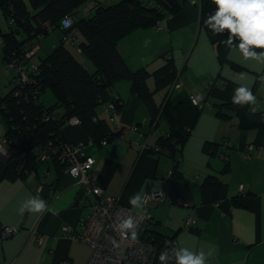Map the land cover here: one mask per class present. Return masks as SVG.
Instances as JSON below:
<instances>
[{
  "label": "crops",
  "instance_id": "obj_1",
  "mask_svg": "<svg viewBox=\"0 0 264 264\" xmlns=\"http://www.w3.org/2000/svg\"><path fill=\"white\" fill-rule=\"evenodd\" d=\"M179 1L182 7L176 14L162 18L154 26L132 31L118 40L117 49L128 68L145 67L150 73L164 63L163 53H172L178 75L167 96L175 105L178 123L190 130L182 151L175 157L150 151L149 147L158 135L166 132L167 125L160 121L154 131L149 125L148 110L132 94L129 80H120L113 87L122 101L118 113H110L104 107L98 110L116 134L112 141L98 146L80 125L67 123L60 128V137L67 143L80 145L81 152L94 159L92 172L97 184L105 195L118 198L123 207L144 212V208H133L129 203L135 194L143 197L160 192L168 197L170 202L166 204L147 202L151 216L149 230L175 240L179 248L203 251L206 264H264V147L253 145L255 129H240L233 114L226 119L215 114V104L233 101L238 87L253 86L255 73H260L261 81V72L250 67V63L245 64L250 60H245L238 48L229 51L228 59L245 67L252 76L236 72L227 63L221 65L215 46L198 29L195 3L193 8L190 1ZM24 2L28 6V1ZM89 9L80 8L76 17L89 15ZM81 40L77 31L71 43L66 44L76 58L82 55L78 48ZM40 44L35 47L39 60L44 57L40 55ZM31 58L32 63L39 62ZM80 62L90 66L85 57ZM12 76L2 70L0 46V95L9 91ZM147 83L152 88V77ZM41 94L39 100L45 106ZM197 94L202 98L201 108L192 104V97ZM161 98L162 92L155 95L158 103ZM2 119L5 125L0 127V137L6 131ZM208 142L219 144L215 153L204 151ZM4 167V158L0 156V226L18 231L0 239V264H86L90 248L72 240L63 230L67 227L75 232L80 219L87 214L86 206L78 200L80 188L72 176L65 170L58 176L53 163L42 160L24 178L9 181L2 179ZM207 175H214L226 184V198L230 202L227 211L217 203L202 202L200 186ZM54 187L53 195L47 197V190ZM34 197L46 201L52 211L21 214L23 202ZM235 197L236 202L230 201ZM177 198L180 203L175 201Z\"/></svg>",
  "mask_w": 264,
  "mask_h": 264
},
{
  "label": "trees",
  "instance_id": "obj_2",
  "mask_svg": "<svg viewBox=\"0 0 264 264\" xmlns=\"http://www.w3.org/2000/svg\"><path fill=\"white\" fill-rule=\"evenodd\" d=\"M86 2L91 3L89 11L92 14L76 17L78 10ZM195 5L199 14L198 29L205 32L210 43L215 46L219 63H227L238 71L246 69L228 59L229 51L237 47L229 48L223 43L228 37L227 31L214 34L205 24L207 17L215 12L216 5L212 0H197ZM28 6L24 0H0V12L8 27L0 29L3 64L9 60H21L26 51L54 29H61L62 37L49 53L40 58L36 68L29 72L27 83L22 87L17 86V75L13 71L9 91L0 95V115L6 122L3 136L9 150L4 159L2 179L13 181L36 170L42 161L34 153L36 148L49 155L44 161H51L60 176L68 164L59 159V146L64 142L59 131L72 117L80 121L79 125L96 145L101 146L103 140L112 141L116 134L110 123L99 115L98 110L101 107L106 109L108 104H113L114 113L121 110L122 101L113 92L114 85L120 80L130 81L131 92L146 106L150 117L149 125L154 131L160 121L167 125L166 132L158 135L154 144L149 147L150 151L169 157H175L182 151L190 130L178 123L175 105L167 96L178 75L172 53H163L164 63L150 73L145 67L135 70L128 68L117 49L118 40L132 31L154 26L162 18L176 14L182 7L181 1L28 0ZM66 15L72 16L73 24L63 28L61 20ZM10 18L13 23L8 22ZM72 29L82 36L78 48L90 66L82 64L63 39ZM255 76L254 84L249 89L253 95L260 81V73H255ZM149 77L153 80L152 88L147 83ZM46 90L55 98V102L48 107L39 100L40 94ZM159 92H162V98L158 103L155 95ZM34 96L38 99L34 100ZM59 108L60 113L57 111ZM215 114L221 119L233 114L238 119L240 129H255L253 145L264 147V110H253L251 104L241 106L231 101L215 104ZM218 145L208 142L203 148L213 154ZM222 156L226 159L225 155ZM226 170L227 163L222 171ZM57 180L56 178L55 183ZM54 189L55 187L47 190V197L53 195ZM200 192L202 202L217 203L227 211V204L230 202L226 198V184L218 177L207 175L201 183ZM236 198L238 197L230 201L236 202ZM150 232L156 240L167 239L156 231Z\"/></svg>",
  "mask_w": 264,
  "mask_h": 264
},
{
  "label": "built area",
  "instance_id": "obj_3",
  "mask_svg": "<svg viewBox=\"0 0 264 264\" xmlns=\"http://www.w3.org/2000/svg\"><path fill=\"white\" fill-rule=\"evenodd\" d=\"M8 22L13 23V19L10 18ZM72 24L73 18L70 15L64 16L61 20L63 28L70 27ZM75 33L76 31L72 29L64 35L63 39L66 44L71 43ZM1 43L2 39L0 38ZM33 47L26 51L21 60H9L4 64L6 68L13 69L17 75V86L22 87L27 83L29 72L36 68V64L30 61V58L36 54ZM33 98L34 100L38 99L36 96ZM192 104L198 108L202 107L200 95L197 94L192 97ZM106 110L115 112L113 104H108ZM67 124L79 125L80 121L76 117H72L67 120ZM101 144L104 145L107 142L103 140ZM59 147V159L68 164L64 170L72 176L76 185L79 186L78 200L82 201L87 208V214L79 221L78 230L71 232L67 227H64L63 230L72 240L86 244L90 248V255L86 264H161L159 255L164 251L171 257L167 264H175L173 253L179 250L175 240H156L149 231L151 216L147 211V202L166 204L170 202L168 197L160 192H152L142 197L146 201L142 207L144 212H135L125 208L119 203L118 198L105 195L103 189L97 184L96 177L92 172L94 159L84 155L80 145L64 141ZM8 153L6 139L1 136L0 156L5 159ZM34 153L40 160L49 158L44 150L36 148ZM37 191L39 188H36ZM175 201L181 202L178 198ZM128 216L134 217L137 224L136 240L131 239L130 233L128 236H122L116 230L119 221ZM189 221L192 222V220ZM17 231L13 227L0 226V239L8 238ZM38 241H41V236L38 237Z\"/></svg>",
  "mask_w": 264,
  "mask_h": 264
},
{
  "label": "clouds",
  "instance_id": "obj_4",
  "mask_svg": "<svg viewBox=\"0 0 264 264\" xmlns=\"http://www.w3.org/2000/svg\"><path fill=\"white\" fill-rule=\"evenodd\" d=\"M212 2L216 5V10L205 20L207 27L214 34H223L227 31L228 37L223 43L229 48L237 47L245 60L264 63V0H212ZM232 100L234 104L243 106L255 103L256 98L249 89L241 86L235 90ZM129 203L133 208H142L146 201L140 194H135L129 198ZM46 210L52 211L48 208L47 202L38 197L26 200L19 209L21 214L25 211L42 214ZM136 229L137 224L132 216L121 219L116 225L120 235L128 236L130 233L132 240L137 239ZM173 257L175 264H206L207 259L203 251L196 253L187 248H179L173 253ZM169 259L171 257L165 251L159 255L161 264H167Z\"/></svg>",
  "mask_w": 264,
  "mask_h": 264
},
{
  "label": "rangeland",
  "instance_id": "obj_5",
  "mask_svg": "<svg viewBox=\"0 0 264 264\" xmlns=\"http://www.w3.org/2000/svg\"><path fill=\"white\" fill-rule=\"evenodd\" d=\"M28 1V0H27ZM188 1H190V4L192 5V7L194 8L195 6H194V3L196 4V2H197V0H195L194 2L192 1V0H188ZM89 7H91V3L90 2H86V3H84L82 6H81V9H83V8H89ZM81 13V12H80ZM92 14V11L90 10V15ZM0 27L2 28V29H7L8 27H7V24H6V22L4 21V19H3V16H2V14H1V12H0ZM75 30V29H74ZM76 31V30H75ZM61 35H62V31H61V29H54V30H52L48 35H46L45 36V38L43 39V40H41V41H39V42H41V44H40V46H41V50H40V55L41 56H45L46 55V51H48V53L53 49V46L59 41V38L61 37ZM66 35V34H65ZM73 35V34H72ZM38 42V43H39ZM0 46H1V44H0ZM67 46H70V45H67ZM35 47H36V45H34V47H33V49H35ZM72 48V47H71ZM73 49V48H72ZM76 55V54H75ZM185 56H186V54H184ZM78 56V55H77ZM33 61L35 60V61H39V58H38V56H36V55H34V56H32V58H31ZM77 59L80 61V59L81 60H84V57L81 55V56H78L77 57ZM87 60V59H86ZM88 61V60H87ZM31 63H32V61H31ZM244 63V62H243ZM249 63H250V65H249ZM30 64V63H29ZM28 64V65H29ZM180 64V67H181V63H179ZM245 64L247 65V66H250V67H253L254 69H258V71L259 72H261V81H260V84L258 85V87H257V90H256V92H255V94H254V96H255V98H256V100H255V103H253V104H251V108L254 110H256V109H264V63H261V62H258V61H255V60H250V61H248L247 63L245 62ZM227 69H228V67H227ZM226 69V67H225V69H224V71H226L227 70ZM2 70H4L5 72H9L10 73V75L12 74L13 75V69H8V68H6L5 66H4V64H3V62H2ZM234 70V69H233ZM236 72H240V71H242L243 73V75L244 76H252V73H249V71L248 70H245V69H243V70H240V71H238V70H235ZM252 71V70H251ZM227 72H229V71H227ZM229 75H231L230 73H229ZM246 80V79H245ZM152 83H153V80H152ZM10 85V84H9ZM151 87H153V86H151ZM41 99H42V101H43V103L45 104V106H50V105H52L54 102H55V100H54V98H53V95H52V93L49 91V90H46V91H44L42 94H41ZM59 113L61 112V109L59 108L58 110H57ZM0 121H1V124H0V127L1 128H4V121H3V119H2V117H0ZM217 156L219 157V154H217Z\"/></svg>",
  "mask_w": 264,
  "mask_h": 264
},
{
  "label": "water",
  "instance_id": "obj_6",
  "mask_svg": "<svg viewBox=\"0 0 264 264\" xmlns=\"http://www.w3.org/2000/svg\"><path fill=\"white\" fill-rule=\"evenodd\" d=\"M9 29H10V30H13V28H12V27H10Z\"/></svg>",
  "mask_w": 264,
  "mask_h": 264
}]
</instances>
